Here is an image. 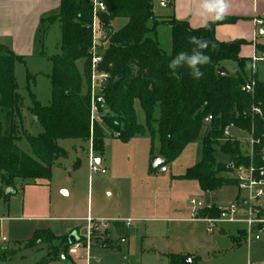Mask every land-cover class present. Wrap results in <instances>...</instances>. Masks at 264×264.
I'll use <instances>...</instances> for the list:
<instances>
[{
  "label": "trees",
  "instance_id": "16d2710c",
  "mask_svg": "<svg viewBox=\"0 0 264 264\" xmlns=\"http://www.w3.org/2000/svg\"><path fill=\"white\" fill-rule=\"evenodd\" d=\"M98 1L104 6L96 16L102 31L98 41L101 50L98 70L108 78L99 91L102 103L95 105L99 114L96 118H91L92 6L88 0H60L53 16L60 28V40L59 53L48 57L50 103L43 107L29 94L28 111L41 128L37 136L25 132L21 119L22 98L14 78V66L22 59L0 44V200L6 203L9 198L6 190L14 192L18 185H48L54 162L66 156L57 145L63 139L90 143L91 152L100 156L107 139L127 142L145 136L150 141V155L156 151L157 157L163 159L162 164L151 168L155 171L176 159L204 129L201 159L182 176L196 181L203 192L235 187V180L226 175L250 162L255 169L264 167V82L255 80L252 95L244 90L248 59L241 58L239 53L245 41H218L214 36L215 26L226 19L192 29L185 21L155 16L153 0ZM118 19L125 23L115 30L113 24ZM159 25L170 29L169 54L160 49L156 40ZM45 34L41 29V42ZM193 35L215 45V50L211 45L207 50L211 60L201 67L203 76L199 80L192 78L187 66L178 69L177 75H172L168 67L176 54L190 53L195 47L189 43ZM225 61L235 63L233 74L222 66ZM218 69L223 72L220 78ZM136 106L143 115V123L138 122ZM208 117L211 119L206 122ZM225 128L253 140L252 160L240 153L237 141L228 142L223 135ZM224 140L225 144L221 145L220 141ZM21 141L28 145L29 154L18 147ZM216 148L228 159L226 164L216 161ZM199 215L215 220L221 218L222 212L211 206L203 208ZM238 233L242 238H232L236 245L244 235L243 231ZM45 236L55 237L49 231L36 230L26 244H45ZM64 245L72 246L68 239ZM51 257H42L35 264H51ZM186 259L170 255L167 264H184ZM3 262L5 257L0 256V263Z\"/></svg>",
  "mask_w": 264,
  "mask_h": 264
},
{
  "label": "rangeland",
  "instance_id": "374dc122",
  "mask_svg": "<svg viewBox=\"0 0 264 264\" xmlns=\"http://www.w3.org/2000/svg\"><path fill=\"white\" fill-rule=\"evenodd\" d=\"M165 12L167 10L158 6V0H153V14L161 17ZM54 15L46 17L42 23L46 33L42 42L39 37L31 49L19 50L22 62L14 66V78L22 98V124L31 136L39 135L41 128L28 111L29 94L43 107L50 103L48 75L51 64L48 57L59 53L60 40V28ZM124 23L125 20L118 19L113 28L117 30ZM156 33L161 50L169 54V27L159 25ZM222 66L230 74L236 71L234 62L225 61ZM249 72L246 66L247 76ZM256 74L257 81L264 82V62L257 63ZM94 94H99L97 82ZM136 111L138 122L143 123L138 106ZM98 115L94 112L93 118ZM204 132L203 129L195 142L165 164V174L158 169L152 171L151 160L156 151L150 155V141L145 136L127 142L107 139L100 156L90 153L89 144L80 140H59L57 145L66 156L54 162L49 184L18 185L17 193L11 194L6 203L0 200V256L5 257V262L0 264H35L47 256H52L51 264H167L170 255L184 256L193 264H264V227H260L262 230L256 234V241L251 239L247 243L245 233L238 245L232 240L235 235L242 238L237 231L245 228L241 222L246 218L241 206L246 199L244 191L227 186L215 193L216 204L223 209L235 205L238 198L237 218L240 222L237 223L207 224L196 219H201L199 214L203 209L194 210L189 204L190 201L208 203V196L196 181L182 179L185 170L201 159ZM227 140L229 143L237 141L240 153L248 155V136L231 131ZM224 142L226 140L220 144ZM17 145L29 154L24 141ZM96 157L101 159L97 165L104 169V174L89 171V163ZM215 157L217 162H228L219 148H216ZM235 173L233 169L226 176L233 179ZM256 213L258 219H264V200L259 201ZM110 219L131 222L128 228L119 223L124 226L111 233L109 243L100 220L108 222ZM88 220L95 223L97 230H91L87 240ZM109 224L111 226V222ZM36 230L49 231L55 237L45 236L46 243L37 246L26 244ZM72 232L80 238V247L75 253L64 245ZM87 249V255L82 253Z\"/></svg>",
  "mask_w": 264,
  "mask_h": 264
},
{
  "label": "crops",
  "instance_id": "0c3cea01",
  "mask_svg": "<svg viewBox=\"0 0 264 264\" xmlns=\"http://www.w3.org/2000/svg\"><path fill=\"white\" fill-rule=\"evenodd\" d=\"M161 1L165 3V6L162 8L167 10V12H165L161 17H173L175 20L185 21L192 29H198L205 26L204 21L195 14L199 9L200 0H158L159 7H161L159 5ZM59 2L60 0H0V44L10 48L16 55L22 54L19 50L25 48L31 49L40 36L39 33L42 29L41 20L50 15L56 14ZM228 2L229 9L223 18L226 19V22L215 26L214 36L218 41H231L236 39L245 41V45L241 47L239 55L241 58L248 59L247 67H249L251 63L252 56L259 58V60L255 63L254 69V76L257 81L256 65L257 63L264 62V0H228ZM255 20H260L261 24H255ZM209 22H211V20H209ZM156 40L158 42L157 33ZM100 161L101 159L99 158V163ZM166 172L167 169L165 172L160 173L165 174ZM235 187L237 188V186ZM216 192H204L208 196L207 205H205L206 203L202 201L197 202H201L204 208H209L214 205V207H217L220 210L223 209L219 206V204H216ZM15 193H17V187L11 194ZM11 194H9V196H11ZM237 199L236 204L238 205ZM241 206L245 210L243 205ZM196 219L209 224L205 220L207 218ZM110 222L111 226L109 224ZM121 222L124 223L127 228L130 227V223L127 225V221H120L119 219H110L108 222L105 221V224H108H106L105 228L102 227V231L109 243L111 233L124 226L123 224H119ZM96 230L97 229H95V231ZM90 231L91 229H89L88 226L87 238H89ZM242 231L245 233L244 229ZM70 234L71 233H69V235ZM232 238H236V235ZM78 239L80 238L78 237ZM250 242L251 240L249 242L247 241V243ZM101 247L107 248L110 246ZM82 253L87 255L88 249L87 252L83 251ZM85 258L87 259V257Z\"/></svg>",
  "mask_w": 264,
  "mask_h": 264
},
{
  "label": "built area",
  "instance_id": "2783aa9c",
  "mask_svg": "<svg viewBox=\"0 0 264 264\" xmlns=\"http://www.w3.org/2000/svg\"><path fill=\"white\" fill-rule=\"evenodd\" d=\"M92 6V42H91V48H90V71H91V84H90V96H91V118L93 119L94 112H96L95 105L98 103H102V98L98 95L94 94V84L97 82L99 84V91L101 88V85L105 83L108 76L106 73L101 72L98 70V66L101 62V55L98 48V41L102 35L101 29H99L97 24V13L104 10V6L101 2L98 0H88ZM159 5L161 7L165 6L164 2H160ZM255 24L260 25V20H255ZM259 58L256 56L251 57V63L250 65L255 64ZM255 69V68H254ZM254 69L250 67L249 75L247 76V81L244 85V90L249 93L253 94L254 92V86H255V76H254ZM254 112H258L256 109H253ZM210 117L206 119V122L210 121ZM224 137L228 138L230 136L229 129L225 128L223 132ZM118 135H116L117 137ZM253 145L254 142L250 138L249 143V152L248 156L250 160L253 158ZM90 147V143H89ZM90 153L91 149L89 148ZM236 171L233 179L237 183V188L239 191H244L246 193V199L242 201V205L245 208V216L246 218L241 221L245 224V235L246 239L249 242L251 239L258 240L257 233L262 230L260 227H264V219H258L256 216V208L258 207V203L260 200H264V167H261L259 169L253 168V166L250 164L248 167H239L234 169ZM89 171L90 173H96L99 172L100 174H104V169H101L94 161L91 159L89 163ZM160 172H165V167L159 168ZM190 206H192L195 210H201L204 208L203 204L201 202H195L190 201ZM222 216L218 220H209L205 219L209 224L214 222H220V221H226L228 223H235L240 222L238 217V209L237 204H231L225 209H221ZM103 225L102 227L105 228L106 224L104 220H100ZM99 221V222H100ZM89 223V229L95 230L96 225L92 220H88ZM130 221H127L126 224L129 225ZM89 238H87L88 240ZM3 241H5L4 238H2ZM80 245L79 242L76 244H73L70 247V252L75 253L79 249Z\"/></svg>",
  "mask_w": 264,
  "mask_h": 264
},
{
  "label": "clouds",
  "instance_id": "9594fccd",
  "mask_svg": "<svg viewBox=\"0 0 264 264\" xmlns=\"http://www.w3.org/2000/svg\"><path fill=\"white\" fill-rule=\"evenodd\" d=\"M229 9L228 0H200L198 15L207 25L209 20L215 22L221 20L227 14ZM189 43L195 45L191 52H180L176 54L169 62L168 67L172 75L178 74V69L185 66L190 69V75L193 79L199 80L203 76L201 67L210 62L211 57L207 54V50L211 48L215 50V45L205 38L198 36H190ZM255 68V64L249 65Z\"/></svg>",
  "mask_w": 264,
  "mask_h": 264
},
{
  "label": "water",
  "instance_id": "95a60500",
  "mask_svg": "<svg viewBox=\"0 0 264 264\" xmlns=\"http://www.w3.org/2000/svg\"><path fill=\"white\" fill-rule=\"evenodd\" d=\"M222 75H223L222 70L218 69L217 70V77L220 78ZM93 161L96 164H98L99 163V158L96 157V158H94ZM162 163H163V159H161V158H159L157 156L153 157L152 160H151V166H152V168H156L157 166H159ZM228 168L231 169L232 168V165L229 164L228 165ZM11 193H13L12 190H10V189H7L6 190V194L7 195H9ZM67 239H68V244L69 245L76 244L79 241V239L76 236V233L75 232L74 233H71L70 235H68ZM184 264H191V260L190 259L184 260Z\"/></svg>",
  "mask_w": 264,
  "mask_h": 264
}]
</instances>
